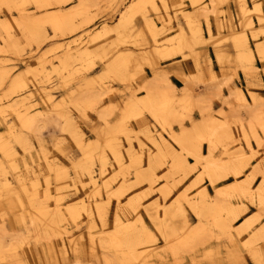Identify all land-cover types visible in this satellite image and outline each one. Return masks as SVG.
Masks as SVG:
<instances>
[{
  "label": "snow or ice",
  "instance_id": "6c2138e0",
  "mask_svg": "<svg viewBox=\"0 0 264 264\" xmlns=\"http://www.w3.org/2000/svg\"><path fill=\"white\" fill-rule=\"evenodd\" d=\"M112 7L124 12L120 17L121 26L103 31L119 37L125 20L131 25L139 14L136 9L140 5L124 0ZM204 7L195 0L192 3L193 9ZM241 7L247 9L244 3ZM84 8L78 0H0V43L10 45L0 47V53H11L17 61L28 56L39 57L35 68L25 66L24 71L13 69L8 73L11 87L0 78V89H7L5 96H0V124L3 125L0 143L7 144L0 148V153L8 161L12 159L9 150L19 155L15 148L24 146L23 134H31L35 127L32 116L39 99L35 92L39 91L50 108L68 114L74 127L71 138L81 149L76 154L80 156L79 161L75 155L66 154L71 167L57 171V184L64 179L71 183L69 173H74L77 183L82 177H88L90 184L97 186L92 179L98 175L93 171L95 157L89 159L84 154L77 120L89 123L97 133L95 143L85 138L89 147H96L97 151L101 144L105 149L112 148L111 153L102 155H115L117 146L122 151L120 141L130 137L126 155L132 163L128 165V174L142 169L145 176L151 177L141 181L140 171H135L133 186L142 182L148 185V191L139 195H130L131 189L123 185L116 192L110 183L99 186L101 191L95 193L97 202L89 213L104 251L99 264H264V0L251 9L260 17L259 29L248 20L251 33L230 37L238 42L235 56L225 57L227 64L221 61L219 74L205 70V75L218 87L209 90L199 74L177 79L164 63V57L174 52L159 47L153 52L150 41L156 37L147 35L150 30L146 28L144 33L149 43L144 47L151 55L133 59L114 53L107 57L102 65L104 71L96 78L106 85L105 91L92 92L76 102L79 81L72 84L76 90H70L68 96L60 92L54 96L52 92L65 88L68 78V69L60 59L63 48L57 41L79 30ZM252 38L257 40L255 45L251 43ZM207 42L194 31L186 42L182 40L176 45L173 41L172 45L175 52L183 55L190 50L189 46ZM53 58L58 63H54ZM145 69L150 70L145 72ZM241 70L247 80L246 88L232 84ZM30 78L36 82L35 90L28 88ZM173 80L177 85L183 82L184 87H174ZM113 83H118L122 91L112 88ZM21 90L26 94V112L12 106V96L19 95ZM111 93L117 94L112 97L117 103L108 104L103 100ZM59 96L63 98L57 99ZM72 113L77 115L72 116ZM91 113H99L98 122L89 120ZM132 121L143 125L138 133L129 131ZM97 123L101 126L97 127ZM145 138L153 145L152 152L148 151ZM133 141L139 142L135 154L131 150ZM120 163L123 166L124 161ZM106 165L107 161L102 159L100 175L104 174ZM5 187L11 188V182H6ZM32 187L34 191L37 188L35 184ZM84 187L88 188L89 184ZM105 188L108 189L107 199L102 195ZM65 190L64 187L52 189L49 183L41 185L37 194L29 195L27 201L16 197L4 200L0 210V264H25L19 256L20 248L27 244L32 236L30 229H35L38 222L49 218H59L61 222L78 219L77 211L88 210L84 201L75 209H65ZM152 192H159V199H150ZM114 196L125 202L115 208L113 217ZM53 203L54 208L49 206ZM24 207L31 212L18 215V208ZM13 215L20 225L19 230L8 224ZM29 215H32L31 223L26 218ZM9 227L13 230L9 231ZM48 264L55 262L48 261ZM75 264L82 261L77 259ZM83 264L89 262L84 260ZM90 264L97 261L93 259Z\"/></svg>",
  "mask_w": 264,
  "mask_h": 264
},
{
  "label": "rangeland",
  "instance_id": "374dc122",
  "mask_svg": "<svg viewBox=\"0 0 264 264\" xmlns=\"http://www.w3.org/2000/svg\"><path fill=\"white\" fill-rule=\"evenodd\" d=\"M78 2L85 5L79 30L57 41V45L63 48V55L60 56L59 53L57 55L64 60L63 67L68 69L66 87L57 88L52 92L54 96L57 92L62 93L63 96H68L70 90H76L72 88V84L79 81L77 84L79 93L76 102L84 100L92 92L99 94L105 91L106 85L99 83L96 78L104 71L102 65L106 63L107 57L113 56L114 53L117 55H129L133 59L138 58V56L147 57L151 55L148 49L144 47V45L149 43L145 38L144 29L146 28L150 30L147 35L156 37L150 41L153 52L157 47L164 51L174 52L173 55L164 57V63L167 65L169 62L178 61L177 64H180L179 70H172L177 79L182 76H197L199 74L205 80L204 86L209 90L213 87H218V85H213L211 77L205 75V70L219 74L221 61L223 60L227 64L228 62L224 58L233 57L236 54L238 42L235 39H230V37H236L238 32L251 31L242 16L240 6L242 3L239 0H195L198 5L201 3L205 5L202 9L192 8L194 0H132V2L140 5L136 9L139 14L131 22V25L125 20L124 25L120 28L121 34L119 37L111 32L106 35L103 30L121 26L120 17L124 15V12L117 11L112 5L114 3L122 4L124 0H78ZM256 2L260 3L261 0H256ZM153 4L156 5L155 8L151 7ZM164 5H168V7L165 8ZM209 5H215V8L212 9L211 7L208 10L206 7ZM247 5L248 8L253 7L254 0H248ZM207 14L210 17H205ZM145 15H147V22H145ZM253 21V25H255L259 23V18L253 15ZM231 23H233L236 33L233 32ZM194 25L199 26L200 36L208 42L196 43L194 47L189 46L190 50L184 51L183 55H180L173 49L172 42L174 41L176 45H179V31L183 28L182 33L187 37L194 32L192 29ZM256 29H259V25ZM221 40H223V43H221ZM251 43L255 45L257 40L252 38ZM67 45H72V47L69 48ZM0 47L7 48L10 45L6 46L0 43ZM207 47L210 48L208 52L206 51ZM166 48L170 49L166 50ZM217 56L221 59H215ZM205 58L207 59V64H205ZM38 61V56L35 58L28 56L25 60L17 61V58L11 53H0V78L11 87L8 73L13 72V69L24 71L25 66L35 68ZM53 62L58 63L54 58ZM184 69H188V71L185 72ZM149 70L145 69V72ZM172 83L174 87L181 89L184 87L183 82L177 85L176 81L173 80ZM232 84L236 87H241V85L245 88L247 87V80L242 70L237 73ZM85 86L89 87L88 92L84 90ZM111 87L120 89L118 83L111 84ZM28 88L30 90L36 89V82L31 80V78L28 82ZM120 90L122 91V89ZM6 93L7 89H0V96H5ZM35 95L39 97L36 102L37 107L34 109L35 115L32 116L35 127L31 134H23L22 144L24 146L15 148V152L19 153V155L12 154V159L8 161L0 153V210L3 209L5 199L13 200L16 197L27 201L29 195L34 197L37 194L41 185L47 186L49 183L52 189L56 187H64L66 189L64 192V206L75 202L80 197H84V199L91 197V199L87 200L93 204L96 202L95 192L94 187L87 179L88 177H82L77 183L74 173H69L72 176L71 183L64 179L60 184H57V171L62 167H71V162L66 154L75 155L76 160L79 161L80 156L76 154L81 149L77 141L71 138L74 127L72 120L68 118V114L64 111L50 108L45 97L39 91H36ZM114 95L117 94L106 95L103 100H106L108 104L117 103V100L112 98ZM62 98V96L57 97V99ZM25 100L26 94L21 90L19 95L12 96V106L17 111L26 112ZM76 115L77 113H72V116ZM89 120L98 122V113H91ZM130 123L129 131L132 133H138L143 127L136 121ZM76 126L80 127L82 133L80 142L83 143L84 154L89 159L95 157L96 166L93 169L98 174L100 182L113 179L111 186L116 189L115 192L119 191L123 185V187L131 189L130 195H139L141 192L148 191L146 183L142 182L133 186V182L136 180L135 171H140L141 181L147 180L142 169H136L132 174H128L127 164L129 160L126 154L129 152L128 141L130 137L126 136L120 141L123 146L122 151L118 146L115 148L116 154L120 151L124 156L125 164L123 166L125 167L123 174L121 171L123 166L121 167L117 164L116 154H110L105 155L107 157V165L104 167L106 170L103 175H100V161L104 158L102 154L105 152L111 153L112 148L105 149L103 144H101L99 151H97L96 147H89V143L84 142L85 138L88 142L95 143L98 141L97 133L87 122L81 123L77 120ZM97 127H99V123H97ZM0 130H3L2 124H0ZM33 137L35 138L33 139ZM237 139H239V135H237ZM105 143L107 142L105 141ZM144 143L148 145V151L152 152L153 145L148 138L144 139ZM4 145H6V142L0 144V148ZM25 148H27V151H25ZM138 148L139 142L133 141L131 147L133 154L136 153ZM86 150L91 152L90 156L86 154ZM141 158H144L143 153H141ZM145 167L147 166L145 165ZM159 174L157 173V175ZM118 175L121 176L119 180L116 179ZM125 175L127 179H123ZM36 181L39 183L34 191L32 186ZM6 182H11L12 187L6 188ZM73 182L76 183V186L73 185ZM84 184H89V187L85 188ZM52 194L55 195V192L52 191ZM102 195L104 199H107L108 192L103 189ZM160 195L159 192H152L150 199H159ZM117 199L114 196L112 202L113 217L115 208L120 207L125 202L121 198L123 202L118 203ZM99 202L102 203V201ZM50 205V207H53L54 203ZM26 212L30 213V208L24 207L17 210V214L21 216ZM30 217L32 215L26 217L28 221ZM93 223L95 221H90L87 214H83L78 219H66V224L57 222L56 219L52 218L43 223L38 222L35 229H30L32 236L28 239L27 244L21 245L19 256L25 264H48V261H54L55 264H71V261L77 259H81L82 264L84 260H87L90 264L95 259L97 264H99L100 259L104 256V251L100 247L101 239ZM8 224L15 225L16 230L20 229L15 215L9 218ZM8 230L12 231L13 228L9 227ZM68 231H70L69 236L66 235ZM70 236L73 237L70 238ZM59 238H63L64 242ZM111 258L109 257V259Z\"/></svg>",
  "mask_w": 264,
  "mask_h": 264
},
{
  "label": "bare ground",
  "instance_id": "6f19581e",
  "mask_svg": "<svg viewBox=\"0 0 264 264\" xmlns=\"http://www.w3.org/2000/svg\"><path fill=\"white\" fill-rule=\"evenodd\" d=\"M215 1V0H214ZM217 1H219V0H217ZM239 2L240 3H244V4H248V0H239ZM255 4H258L257 2H256V0H254V5ZM242 4H240V6H241ZM253 5V6H254ZM248 6V5H247ZM215 7H214V5H212V9H214ZM251 9H252V7L251 8H248L247 7V9H245V8H242L241 7V10H242V16H243V18H244V21H248V20H251L253 23H254V21H253V15L254 16H257L259 19H260V17L258 16V15H256V14H253L252 13V11H251ZM245 11H247L248 12V16L247 17H245ZM126 21H127V19H126ZM192 25V24H191ZM231 27H232V30H233V32L234 33H236V30L234 29V26H233V23H231ZM259 25V23H256L255 25H254V27L255 28H257V26ZM192 27V26H191ZM127 29H128V27L126 28V31H127ZM192 29H193V31H198L199 32V26H196V25H194V28L192 27ZM243 30V29H242ZM245 30V29H244ZM251 31H243V32H245V33H251L252 32V29H250ZM183 30L181 29L180 31H179V43H181V41L183 40V41H187V37H185L184 35H183ZM242 32H238L237 33V35L236 36H239L240 34H241ZM167 47V46H166ZM164 49V48H163ZM168 49H170V48H166V50H168ZM24 136V135H23ZM23 136H22V138H23ZM0 144H2V143H0ZM7 146V144L6 145H4V146H1V148H4V147H6ZM131 147H132V144H131ZM9 152L11 153V155L12 154H14L11 150H9ZM86 154L88 155V156H90L91 155V152L89 151V150H86ZM104 160H106L107 161V157L104 155V158H103ZM116 161H117V164H119L121 167H122V165H121V163H120V161H124V156L121 154V152L119 151L117 154H116ZM130 163H132L131 161H129L128 162V164H127V166L130 164ZM125 164V163H124ZM123 164V165H124ZM125 166H123V168H124ZM121 169V168H120ZM105 170H106V168H104V172H105ZM93 171H95L94 169H93ZM121 171H122V169H121ZM96 172V171H95ZM145 178L148 180V179H151V177H149V176H145ZM89 179V178H88ZM92 179H94L95 181H96V187L94 188V192L96 193V192H100L101 191V189H100V185H102V184H105V183H110L111 184V182L113 181V179L111 180V181H103V182H100L99 181V177H98V175H96L95 177H92ZM35 183V185L37 186L38 185V181H36V182H34ZM73 185L74 186H76V183L75 182H73ZM38 187V186H37ZM113 189V192H115V188H112ZM105 190L108 192V189L107 188H105ZM94 193V194H95ZM118 200V203H122L123 201H121V198H118L117 199ZM82 201H84V202H86L87 203V205H88V210L86 211V212H83V213H80V212H78L77 211V216H78V218L79 217H81L83 214H87L88 216H89V213H91L92 211H93V208H92V203L89 201V200H86V199H84V197H80L78 200H76L75 202H72V203H70L69 205H67V206H65V208H67V207H73L74 209H75V207L80 203V202H82ZM97 202V201H96ZM49 206H51V205H49ZM55 207V205H53V208ZM31 218L32 217H30V219H29V223H31ZM28 219V218H27ZM50 219V218H49ZM56 221L57 222H61V220L59 219V218H56ZM62 223H64V224H66V220L64 221V222H62ZM93 226H95V223H93ZM92 226V227H93ZM66 228V227H65ZM67 236H69L70 235V231H68L67 232V234H66ZM71 237H73V236H70V238ZM69 238V237H68ZM69 238V239H70ZM71 264H75V261L74 262H72Z\"/></svg>",
  "mask_w": 264,
  "mask_h": 264
},
{
  "label": "crops",
  "instance_id": "0c3cea01",
  "mask_svg": "<svg viewBox=\"0 0 264 264\" xmlns=\"http://www.w3.org/2000/svg\"><path fill=\"white\" fill-rule=\"evenodd\" d=\"M211 5H209V6H207L206 8L208 9V10H210L211 9ZM205 17H210L209 16V14H207ZM182 30H183V28H182ZM185 30V29H184ZM59 43H61V42H59ZM58 43V44H59ZM209 47H207V49H206V51L208 52L209 51ZM221 52H224V53H226L225 51H221ZM230 54H232V53H230ZM233 54H235V53H233ZM170 59V58H169ZM178 63V61H172V62H169L168 64H167V67H169V68H171V70H179V65L180 64H177ZM187 65V64H186ZM186 65H185V67H186ZM182 67H184L183 65H182ZM185 70V72L186 71H188V69L186 70V69H184ZM89 86V85H88ZM88 86H85L84 87V90H87V92H88V90H89V87ZM210 86V85H209ZM52 95H53V93H52ZM98 118L100 119V116H99V113H98ZM101 125H99V127H100ZM128 146V145H127ZM10 153V152H9ZM10 155H11V153H10ZM88 179V178H87ZM89 180V179H88ZM72 185V184H71ZM61 241H63L64 242V240H63V238H59ZM60 241V242H61ZM79 260H81V259H79ZM74 261H76V260H73V261H71V263L72 262H74ZM82 261V260H81Z\"/></svg>",
  "mask_w": 264,
  "mask_h": 264
}]
</instances>
